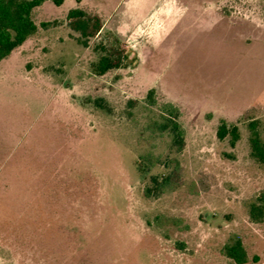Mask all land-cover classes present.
Masks as SVG:
<instances>
[{"label": "rangeland", "instance_id": "rangeland-1", "mask_svg": "<svg viewBox=\"0 0 264 264\" xmlns=\"http://www.w3.org/2000/svg\"><path fill=\"white\" fill-rule=\"evenodd\" d=\"M76 7L102 21L86 46ZM32 17L0 62V264H238L233 236L264 264L248 140L253 119L264 137V0H46ZM104 49L131 58L97 74ZM168 103L182 151L155 124Z\"/></svg>", "mask_w": 264, "mask_h": 264}, {"label": "trees", "instance_id": "trees-1", "mask_svg": "<svg viewBox=\"0 0 264 264\" xmlns=\"http://www.w3.org/2000/svg\"><path fill=\"white\" fill-rule=\"evenodd\" d=\"M46 0H0V62L8 57L12 51L23 44L38 26L35 23L32 13L33 10L40 6ZM56 5H61L64 0H52ZM70 27L79 31L83 39H78L79 43L88 45L87 38L96 35L102 29L101 18L97 15H91L81 8H72L67 14ZM50 23L43 22L42 26L46 27ZM131 58L128 52L115 53L111 50L104 49V53L99 57L94 66L95 73L104 74L108 70L118 68L123 59ZM133 60H137L135 56ZM153 91L149 92V98L152 97ZM165 110L170 116H165L163 122L155 123L159 130L167 131L171 137V142L182 151L185 145L184 131L180 123L176 120L178 110L173 104H166ZM261 121L253 119L248 123L249 145L251 157L259 163L264 164V137L260 129ZM217 137L225 139L229 137L231 146H235L240 139V130L237 125L229 126L222 121L217 129ZM171 182L170 178H164L161 182L155 178L158 185V194L165 190L166 185ZM147 196L151 195V190H145ZM259 202H252L250 205L251 218L255 221L262 219L264 215V194L258 197ZM225 254L235 263L244 264L249 261V257L239 236H233L224 247Z\"/></svg>", "mask_w": 264, "mask_h": 264}, {"label": "crops", "instance_id": "crops-1", "mask_svg": "<svg viewBox=\"0 0 264 264\" xmlns=\"http://www.w3.org/2000/svg\"><path fill=\"white\" fill-rule=\"evenodd\" d=\"M43 3H45V1H44ZM43 3H42V4H43ZM42 4H41V5H42ZM28 39H29V38H28ZM28 39H27V40H28ZM27 40H26V41H27ZM26 41H25L22 45H24V44L26 43ZM22 45H21V46H22ZM19 47H20V46H19Z\"/></svg>", "mask_w": 264, "mask_h": 264}]
</instances>
